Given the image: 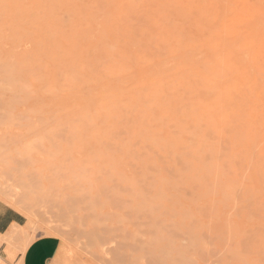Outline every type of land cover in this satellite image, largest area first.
Here are the masks:
<instances>
[{
    "label": "rangeland",
    "instance_id": "rangeland-1",
    "mask_svg": "<svg viewBox=\"0 0 264 264\" xmlns=\"http://www.w3.org/2000/svg\"><path fill=\"white\" fill-rule=\"evenodd\" d=\"M0 201L1 264H264V0H0Z\"/></svg>",
    "mask_w": 264,
    "mask_h": 264
},
{
    "label": "crops",
    "instance_id": "crops-1",
    "mask_svg": "<svg viewBox=\"0 0 264 264\" xmlns=\"http://www.w3.org/2000/svg\"><path fill=\"white\" fill-rule=\"evenodd\" d=\"M24 225L25 218L23 214L0 201V239H2L0 248L2 247V250L7 245L6 241L9 240L6 238V234L12 228L22 227ZM17 238H22V236ZM60 249L61 243L56 236H39L24 251H20L17 257L20 259L21 264H56Z\"/></svg>",
    "mask_w": 264,
    "mask_h": 264
},
{
    "label": "bare ground",
    "instance_id": "bare-ground-1",
    "mask_svg": "<svg viewBox=\"0 0 264 264\" xmlns=\"http://www.w3.org/2000/svg\"><path fill=\"white\" fill-rule=\"evenodd\" d=\"M136 35V34H135ZM110 48V47H109ZM66 58V57H65ZM62 75V74H61ZM214 122V121H213ZM236 135V134H235ZM145 143V142H144ZM229 144V143H228ZM221 147H223V146H221ZM212 148V147H211ZM228 148V147H227ZM209 150V149H208ZM213 150V149H212ZM209 151H211V149L209 150ZM203 152V151H202ZM208 152V151H207ZM218 152V151H217ZM216 152V153H217ZM223 152V151H222ZM201 153V152H200ZM205 154H207V153H205ZM218 154V153H217ZM220 155V154H219ZM221 156V155H220ZM206 158V157H205ZM205 158H204V160H205ZM203 159V158H202ZM232 159V158H231ZM230 159V160H231ZM233 161V160H232ZM252 161V160H251ZM204 162V161H203ZM235 163H238V162H235ZM191 164V163H190ZM187 165V164H186ZM223 165V164H222ZM188 166V165H187ZM224 166H225V164H224ZM223 167V166H222ZM225 168V167H224ZM228 169V168H227ZM228 171V170H227ZM230 173V172H229ZM207 174V173H206ZM205 175V174H204ZM202 177V176H201ZM203 178V177H202ZM227 189V188H226ZM238 191V190H237ZM226 196V195H225ZM229 196H231V195H229ZM228 197V196H227ZM226 198V197H225ZM226 200V199H225ZM11 203L12 202H14V203H18L19 201H16V200H14V199H10L9 200ZM219 202V201H218ZM224 204V203H223ZM17 206V205H16ZM23 206V205H22ZM22 206H19L18 207V209L21 211V212H24V213H26L28 216H31V214H30V211L26 208V207H22ZM240 209V208H239ZM32 215H34L33 213H32ZM249 215V214H248ZM26 217V216H25ZM191 219V218H190ZM194 219V218H193ZM181 220V219H180ZM251 220V219H250ZM30 221L32 222V220L31 219H29V223H30ZM194 221V220H193ZM191 224V223H190ZM29 225V224H28ZM31 225V224H30ZM198 226V225H197ZM196 226V227H197ZM12 228V227H11ZM19 230H22V232H23V227H15V228H12L7 234H6V238H8L9 239V241H11L12 239H13V243L15 242L14 241V238H15V240L17 239V237H18V231ZM2 235V234H1ZM25 237V236H24ZM17 241V240H16ZM27 242V241H26ZM32 242V241H31ZM12 243V241L11 242H9V245ZM28 243H30V240H29V242ZM8 245V244H7ZM8 245V246H9ZM12 245H10V247H11ZM26 247H27V245H26ZM25 247V248H26ZM24 248V249H25ZM12 256H13V254L11 253V250H10V248L8 247L7 248V257L8 258H12ZM5 260L2 258V257H0V264H1V262H4ZM6 263V262H5Z\"/></svg>",
    "mask_w": 264,
    "mask_h": 264
}]
</instances>
